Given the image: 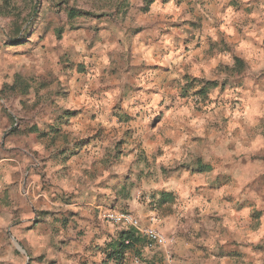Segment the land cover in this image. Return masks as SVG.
Instances as JSON below:
<instances>
[{
    "label": "rangeland",
    "instance_id": "obj_1",
    "mask_svg": "<svg viewBox=\"0 0 264 264\" xmlns=\"http://www.w3.org/2000/svg\"><path fill=\"white\" fill-rule=\"evenodd\" d=\"M170 1L172 0H119L114 15L122 14L123 17H127L134 12L137 25L128 30L132 33L131 37H128L126 33L124 41H116L118 44H124L125 51L117 54L116 63L118 67L108 69L105 61L112 57L114 53L106 51L105 47L115 37H103L101 32L107 31V27L101 28L90 24L88 17L95 14L89 8L82 6L81 0H0V53L8 55L9 50L14 47L15 50L12 55L21 57L24 56L25 49L29 45L35 43L47 49L50 41L52 45L50 52L59 53L55 57L56 62L60 65L59 76L54 77L51 82L41 81L34 91L36 95H39L44 89L51 87L56 79H60L55 91L51 93L53 99L49 101V104L55 105L59 103L62 105V108L57 111L55 109H40L38 104H35L29 109V112H34V114L17 118L15 109L11 104L5 106L0 103V128L7 127V124H11L17 119L20 124L18 128L14 127L9 132H5L3 138L0 139V183H4L9 179V169L15 168L23 159L31 158L22 148H8L7 144L9 143H20L27 138L28 143H25L24 147L33 144L37 147L43 145L51 149L49 155L44 159H40L38 163L34 162L32 168L41 181H44L46 176L54 177L56 175L52 169L59 167L61 173L66 172V161L62 157L59 158L62 155V149H67L66 156L78 154V152L82 153L78 157L81 158L85 151H91L92 148H95L97 152L102 150L107 155L105 163L109 167L120 168L127 164L126 171L112 172L105 179L98 181V188L103 189V192H100V196L104 195L102 197H105L104 193L107 192L111 194L107 198L105 197L109 203L115 202V199H113L114 195L116 198L120 197V201L142 202L152 209H155L153 205H156L155 201L158 200L161 204V207H156L159 213L170 212L169 204H172L174 198L170 194H168V197L163 198L160 196L161 192L159 190L162 189L164 191L165 187L160 186V180L163 179V174L168 171L160 161L161 158H166V150L170 149L171 145L167 140H162L156 149L153 148L156 153V162L162 165L160 167V179H156L155 173L151 170H145L150 169L151 166L143 147L146 141H152L149 142L150 145H155L157 129L166 113L170 110L171 103L175 101V97L171 98L167 106L161 100L160 106L164 108V111H161L158 116L151 119L148 124L142 123L147 114H142L136 109L146 107L157 95L155 88H144L142 85L145 82H157L159 77L167 76L171 73L169 67H164L155 62L157 58L173 57V59L183 64L186 55L200 54L202 40L203 42L211 41V35L207 34L209 32L206 26L207 19L212 20V26L219 29L218 33H216L219 39L217 42H213L210 48L215 47L216 43H218L221 46L220 55L227 56L233 62L231 68L228 67L226 62H220L223 63L229 76L223 80H200L199 77L183 73L182 78L188 83L181 89L179 97L180 99H186L189 98V93H191V99H194L200 105L198 108L195 107V104L193 105L197 112H215V116L220 117L219 124L213 122L211 129L208 130V135L213 137L214 141L217 139L216 146L219 144L218 139L222 138V133L226 129L223 127L226 125L227 134L229 132L238 133L237 141L240 148V140H243V132L246 131L238 129L239 127H233L232 122L227 123L234 118L245 117L247 115L246 110L250 104L254 105L256 113L260 114L258 105L263 103L261 101H264V69L257 70L255 68L257 58L264 57V41L255 40V28H250L248 33H245V28L249 25L260 26L257 25L256 20L252 19V17L256 15L257 11H264V0H248L247 4L241 3V0H208L207 3H199L196 0L201 8H203V5L210 6L206 9L205 14L188 22L189 25L191 24V28L188 31L183 30L185 33L183 39L180 36H173L171 47H160V40L172 35V29L175 28L174 23L182 22L179 18L174 22L176 16L171 15L170 12L164 14L161 11L162 7L170 5ZM173 2L179 4L176 0H173ZM193 9L195 10L194 7ZM229 9H232L231 14ZM162 13L163 19H161ZM241 14L249 17V19L243 22L242 27L237 28L235 25L241 23L238 19ZM37 17L41 21L39 28L33 32L32 37H29L26 43H22L23 41L20 40L23 39L30 29L32 19ZM179 28H183L182 25ZM197 32L201 35L197 36ZM151 33L155 34V38L151 39V45L143 41L144 51H137L136 37L148 36L151 38L149 35ZM257 36L259 37V33H257ZM238 38H240V41L237 42L238 44L242 43L241 39L247 38L252 42L254 40L258 41L255 45H259V47L257 49L253 47L239 49L233 43V40ZM69 41L74 44L80 41H87V43L82 52H73L70 48L64 47ZM181 48L183 49L182 52L180 51ZM28 51L31 53L30 48ZM134 58L141 62L133 63ZM40 59L42 62L51 63L47 57L42 56ZM105 72H107V77H105ZM151 72H155L156 76L146 80ZM49 74L51 75V73ZM25 76L33 82L36 80L34 74H21L17 76V79L23 81ZM121 76L124 81L122 84L118 83ZM113 77L115 79H113L112 83H108L107 80ZM136 81H140V83L136 84ZM197 81L200 83L207 81L216 82L217 86L208 90L205 94H200L197 91L192 92V88ZM159 82L164 83V81ZM175 83V79L167 81L169 86ZM90 84L93 86L89 87ZM116 88L120 89V94L114 99L113 91ZM6 90H9L8 85H4V88L0 89V97L11 98L13 103L18 100L20 105L27 107L26 93H22L19 97H5L4 93ZM11 91L14 92L16 89L12 88ZM217 108L219 109L218 112L215 111ZM188 115L187 109L181 108L177 110L176 118L182 119ZM190 118L193 120L194 127L196 124L199 125V127H195L196 135L191 140L192 143H197L202 141L203 133L208 129L209 121ZM254 119L259 120L260 118L254 117ZM73 121L82 128L93 125L90 135L82 136L74 141L75 144L84 145L85 147L74 149L67 142L65 126ZM261 125L263 127L261 129L259 124V130L263 132L264 122L261 121ZM214 132L219 133V135H214ZM149 133L152 135L149 136ZM230 136H228V139L231 142L228 145L233 143ZM132 144H135V148L130 147ZM183 147L184 144L181 143L180 148ZM260 149L262 150L259 159L253 156L252 160H258L259 164H262L264 163V142L260 144ZM134 153L135 159L128 162V157ZM33 156L38 157L39 152H34ZM60 159L61 164L65 167L58 165ZM100 159H103V157L100 156ZM70 163V160L67 161V166ZM139 164H144L145 169L134 171L135 166ZM186 166L187 164L178 165L181 169H185ZM45 169H48V171H45ZM17 175L18 173H11L13 177ZM164 183L169 186L172 182L164 180ZM108 185L115 187L117 192L113 189H110L109 192V188L105 191L104 189ZM122 186H124L125 190L119 191V187ZM12 187V185H9L0 192V203L7 205L12 202V199L15 198L10 192ZM47 187L48 185L42 183L40 191H46ZM263 187L264 175H260L258 193L260 202L264 201ZM126 188L128 189L127 191ZM137 191H139L138 198L135 197ZM77 195L66 193L63 196L65 199L63 202L66 204L73 203L72 200ZM30 196L31 192L29 191L28 195L24 196L25 203H28ZM43 200L42 196L39 197L37 204H42L41 201ZM126 206L127 204L119 208L102 209L101 212L107 210L128 212ZM42 209L40 208L38 211L41 215H45ZM34 211L36 210L34 209ZM20 213L21 209L17 208L12 214L17 215ZM262 213L254 211L252 216L253 218H260ZM2 214L3 209L0 208V215ZM69 215L74 216L72 214ZM33 219H35V216ZM209 219L218 220L214 216L212 218L210 216ZM23 231H34V226L32 224L26 225ZM160 232L166 239L163 247L147 249L146 240L141 237L143 246L135 250L138 252L129 251L122 264H176L175 256L171 252L175 244V238L164 234L162 231ZM42 233L37 232L36 235ZM262 241H264V238ZM12 244L14 253L20 256H28L31 264H60L61 262H59L58 252L40 251V254L32 255L33 250L27 248L24 241H12ZM37 248H40L38 244ZM260 250L263 254L264 264V244L262 243L260 244ZM68 257L67 260H69ZM90 257H98V259L93 260V264H113L112 262H105L104 255L99 251H91ZM78 264H82L81 261ZM83 264H88V259L85 258Z\"/></svg>",
    "mask_w": 264,
    "mask_h": 264
},
{
    "label": "clouds",
    "instance_id": "obj_2",
    "mask_svg": "<svg viewBox=\"0 0 264 264\" xmlns=\"http://www.w3.org/2000/svg\"><path fill=\"white\" fill-rule=\"evenodd\" d=\"M248 0H241V3L247 4ZM119 3V0H81V4L84 7L89 8L95 15L88 17V20L92 26H99L101 28L107 27V31H102L101 35L103 37L111 38L115 37L114 40H111L109 44L106 45V51H112L114 55L106 59L105 63L108 69L117 68L118 64L116 63L118 56L125 51V46L123 43H117L116 41H124L126 39V33L128 37H131L132 33L128 30L136 27L137 20L135 13H130L127 17H123L122 14L116 13V5ZM188 7H194L195 12L191 15L183 14L179 17L181 20H194L198 16L204 15L206 9L210 6L206 5L205 8H201L196 0H191V4L184 3L180 6V11L183 12L184 9ZM232 9H229L231 14ZM104 14V15H101ZM238 19L241 23H237L235 26L237 28L243 26V22L247 21L249 17L241 14ZM257 22L259 27L249 25L245 28V33H248L250 28H255V32L259 33V39L264 41V11H257L256 15L252 17ZM40 19L33 18L31 21V27L27 31V34L23 37L22 43H26L29 37H32L33 32L37 31L40 26ZM213 21L210 19L206 20V26L209 29L208 35H211V41L203 42L202 48L199 55H186L184 63L181 64L179 61L173 59V57L166 58H157L155 62L161 64L164 67H169L171 73L167 76L159 77V80L154 83L145 82L142 87L144 88H155L157 95L144 108H138L136 111L141 112L142 114L146 113L142 123L148 124L151 119L158 116L161 111H164V108L160 106V101L163 100L165 105H169L171 98L175 97V101L171 103L170 110L166 113L165 117L162 120L159 128L157 129V139L155 140V145H160L162 140H167L171 147L166 150V158H161L160 163L168 169L166 173L163 174V179L160 180V186L167 188L168 185L164 183V180L169 182H175V184L187 185L189 188L192 187L193 176L189 175V172L192 171V168L195 167V161L199 155L202 154L201 149L207 151L210 147L208 144V130L211 129V124L214 122L219 124L220 117L215 116V112L205 111L197 112L193 105L198 108L200 105L194 100L191 99V93H189V98L180 99L179 93L183 86L188 83V81L182 78L183 73H187L190 76L199 77L200 80H223L229 76L228 71L225 70L223 63H227L228 67L231 68L232 61L228 59L227 56H221V46L216 43L215 47L210 48V45L213 42H217L219 36V29L214 28ZM148 36H137L136 37V49L137 51H144L143 41H146L151 45V39L155 38V34H149ZM184 32H172V35L164 37L160 40V47H171V41L173 36H180L181 39L184 38ZM197 36L201 34L196 33ZM87 41H80L79 43H72L69 41L68 44H65V48H70L73 52H82L86 45ZM52 45L49 41L48 48L38 46L37 44H31L28 48L25 49L24 56L16 57L12 55V52L15 50L14 47L9 50L8 55L0 53V89L4 88V85L9 86V90H6L4 93L5 97H19L22 93H26L25 98L27 100V107H24L19 104L18 100L13 103L11 98L5 99L0 97V103L5 106L12 105L15 109L17 118L20 116H25L28 114H34V112H29V109L32 108V105L38 104L40 109L57 111L62 108V105L59 103L55 105H50L49 101L53 99L51 93L55 91L56 85L60 83V79H56L55 83H52V86L44 89L39 95L35 94L34 89L38 86L41 81L51 82L54 77L59 76L60 65L56 62V55L59 53H51ZM31 49L29 53L28 49ZM181 52L183 49L181 48ZM175 55V53H174ZM47 57L51 63L47 61L42 62L41 57ZM141 61L133 59V63H139ZM219 65V66H218ZM51 73V75L49 74ZM21 74H34L36 77L35 82L28 79L27 76L24 77L23 81L18 80L17 76ZM119 75V73H118ZM156 76L155 72L149 73L146 80H150L151 77ZM105 77H107V72H105ZM113 78L107 80L108 83H112ZM170 79H175L176 83L172 86L167 84V81ZM159 81H164L160 83ZM123 77H120L118 83L122 84ZM136 84H139L140 81H136ZM93 85H89L92 87ZM135 86V85H134ZM199 81L196 82L195 86L192 88V92H196L199 88L203 87ZM12 88H15L16 91H11ZM120 94V89L116 88L113 91V98L115 99ZM186 108L189 115L184 118H176V113L178 109ZM216 112L219 111L217 108ZM198 118L199 120H208V129L203 133L204 139L197 143H192V137L196 135L195 127H199L198 124L193 126V120L190 118ZM7 123V122H6ZM19 120L11 124H7V127L0 128V139L3 138L5 132H9L14 127H19ZM93 125L86 126L82 128L74 121L69 125L65 126V135L67 136L68 144L74 148L79 149L85 147L83 145L75 144L74 141L80 139L82 136H87L91 134V128ZM214 135H219V133H213ZM152 134L149 133V136ZM230 133L224 137V143H230L228 139ZM118 138V137H116ZM143 139V138H141ZM152 142V141H149ZM28 143L27 138L22 142L12 144H7L8 148L17 147L22 148L24 152L29 154L28 159H23L22 162L18 163L15 168L9 169V179L0 183V192H2L9 185L13 187L10 189V192L15 197L12 199L10 204L0 203V208L3 209V214L0 215V264H31L28 256H20L14 253V248L12 241H24L26 247L32 249V255H38L39 249L37 248V240H39V247L43 248L45 251H50L47 248L49 241H59L64 240L69 242L68 247L65 249V252H79L82 256L88 257V264H93L94 259L98 257H90L86 252L83 251L84 247L88 245L89 241L93 239L94 235H99L100 231L108 230L109 225L103 220V216L106 213L101 214L100 219V229L97 230L92 227L94 224L93 220V210L83 211L73 205H67L63 203H51L50 197L58 196L63 197L66 193L87 194L88 191L92 192H101L102 189L96 188L95 185L99 180L105 179L112 172H124L126 171L127 164L124 167L120 168H108L105 161L107 160V155L101 150L97 152L95 148H92L91 151H85L81 158H76L69 156L71 163L67 166L65 173L60 172V168L52 169L56 173L54 177L46 176L44 181L39 179V176L36 172L32 170L34 162H39L40 159L46 158L51 149L46 148L41 145L37 147L36 145L29 144L28 147H24V144ZM183 143L184 147L180 148V144ZM130 147L135 148V144L130 145ZM214 151V149H213ZM34 152H39V156H33ZM102 156L103 159L98 157ZM135 159V153L128 157V162ZM207 162V160L205 161ZM149 164L150 169H145L144 164H139L135 166L134 171H139L141 169L151 170L155 173V178L160 179V167L156 162V153L154 150L149 152ZM180 164H189L192 165V168L181 169L178 167ZM60 167H65L61 165ZM87 170V171H85ZM48 171V169H45ZM264 169H260L255 173V176L261 174ZM18 173L17 176H11V173ZM42 174V173H41ZM255 176L251 178H255ZM27 178V179H26ZM247 182V181H245ZM48 185L46 191L41 192V184ZM26 186V187H25ZM143 190V189H141ZM171 190V189H169ZM31 192L28 203L24 202V196L28 195V192ZM203 193L204 190L201 189ZM105 197L110 196V193L105 192ZM44 197L42 204H37V199L39 197ZM139 191L135 193V197L138 198ZM11 198V197H10ZM77 195L75 199H79ZM130 203L129 201L122 200L121 207L124 204ZM20 208L21 213L13 215L12 213L15 209ZM44 208L49 213L48 215H41L39 209ZM34 209L36 211H34ZM79 211V216L84 217L85 219L81 220L78 217L69 215L70 212ZM35 216V219L33 217ZM67 227H65V222ZM32 224L34 226V231L24 232L23 229L26 225ZM217 230L223 227V225H217ZM83 229L84 235L78 236L77 233ZM114 231V230H113ZM37 232H43L42 236H37ZM59 232L58 235L55 233ZM214 238L220 239L221 237L215 236ZM223 238H234L229 237L227 234ZM106 238H100L94 241L96 244L103 245ZM202 242V241H200ZM193 243H199L198 241L193 240ZM255 243V241H253ZM264 244V241H260ZM185 247H191V245H186ZM64 264H76V261H65Z\"/></svg>",
    "mask_w": 264,
    "mask_h": 264
},
{
    "label": "crops",
    "instance_id": "obj_3",
    "mask_svg": "<svg viewBox=\"0 0 264 264\" xmlns=\"http://www.w3.org/2000/svg\"><path fill=\"white\" fill-rule=\"evenodd\" d=\"M176 1L179 4L174 3L172 0L169 6L161 8L164 14L170 12L171 15L176 16L174 22L183 14L191 15L195 12L193 7H188L183 12L180 11L181 4H190L191 0ZM197 1L199 3H207L208 0ZM204 7L205 5H203ZM163 13L162 15L160 14L161 19H163ZM189 21L182 20V22L174 23L175 28L172 31H188L191 28V24H188ZM180 25L183 28L180 29ZM258 39L259 37L256 32L255 40ZM241 40V44L237 43L240 41V38L233 40V43L239 49L248 47L257 49L259 47V45H255L258 41L254 40L252 42L247 38ZM255 68L257 70L264 69V57L257 58ZM201 84L204 86L197 91L201 94L203 89V94H205L208 90L214 89L217 86L216 82L209 81L201 82ZM261 102L263 103L258 105L260 107L258 108L260 114L256 113L254 105L250 104L246 110L247 115L245 117L234 118L229 120L228 123L225 122L227 124L232 122L233 127H239L238 129L246 131L243 132L245 137L243 136V140H240V148L238 146L239 142L237 141L238 133L236 134V132H229L230 135H234L230 136L233 140L234 144L231 143L233 145L224 143V137L228 133L227 126L225 125L223 128L226 129L222 133V138L218 139V146H216L217 139L214 141V138L208 135V144L210 146L208 150L204 151L201 149L202 154L197 157L194 168L189 164L185 167V169L192 168V171L189 172V175L194 177L191 188L187 185H178L172 182L167 188H164V191L162 189L159 190L161 192L160 196L162 194H170L174 198L172 204H169L170 212L160 214L156 209V207H161L158 200L155 201L157 206L153 205L155 209L148 207L146 203L142 202L127 204L128 212L137 216L143 225L155 227L164 234L175 238V244L171 252L175 256L176 264H263V254L260 252V241L264 238V201L260 202L258 193L260 175H264V171L258 176H255V173L260 169H264V163L259 164L258 160H252L253 156L259 159L262 150L260 149V144L264 142V131L261 132L259 130V124L262 129L261 121L264 122V101ZM254 117L260 119H254ZM253 128H255L254 131H252ZM156 147L157 145L152 146L148 141L144 143L143 149L148 158L149 152L153 148L156 149ZM66 151L67 149H62V155L59 158L62 157L66 161L65 166L67 168V161L70 159L69 156H66ZM81 155L82 153L79 152L78 154H71V156L76 158ZM206 160L207 162H205ZM58 165H62L61 159ZM157 165L159 167L162 166L159 162H157ZM107 167L112 168L108 165ZM253 176L255 178H251ZM111 186L108 185L104 190L107 191L106 189L109 188V192L110 189L117 192V189ZM95 187L98 188L97 184ZM122 189L125 190L124 186L119 187V191ZM201 189L204 190L203 193ZM262 190L264 191V187ZM78 196L80 197L78 200L74 199L72 200L73 203L67 205H73L83 211L93 210L94 224L92 227L97 230L100 229V212L102 209L121 207L120 197L116 198L114 195L113 199H115V202L110 203L105 197H102L104 195L100 196V192L88 191L87 194L79 193ZM62 198L52 196L49 199L51 203L66 204L63 202L65 199ZM42 210L45 215L49 214L46 209L43 208ZM254 211L263 212L262 217L253 218L252 214ZM69 214L81 220L85 219L79 216V211H73ZM210 216L211 218L214 216L218 220H210ZM67 223L66 221L65 227H67ZM217 225H223V227L217 230ZM118 229L109 225L108 230L100 231L99 235H94L93 239L89 241L83 251L88 256H90L91 251H99V248L104 247L116 238L119 232ZM55 234L58 235L59 232ZM84 234L83 229L77 233L78 236H83ZM225 234L234 238H223ZM42 235L43 233L37 236ZM215 236L221 238L216 239L214 238ZM100 238H106L103 245L94 243L95 240ZM193 240L199 243L194 244ZM37 244L39 246V240H37ZM68 245L69 242L64 240L54 242L50 240L47 248L50 249L48 252H58L59 262L61 261L60 264H64L65 261H76V264L81 261L83 264L84 259H88V257L82 256L79 252H65ZM186 245H191V247H185ZM38 249L39 252L45 251L43 248ZM67 257L69 260H67Z\"/></svg>",
    "mask_w": 264,
    "mask_h": 264
},
{
    "label": "built area",
    "instance_id": "obj_4",
    "mask_svg": "<svg viewBox=\"0 0 264 264\" xmlns=\"http://www.w3.org/2000/svg\"><path fill=\"white\" fill-rule=\"evenodd\" d=\"M103 220L117 228L131 229L146 240V248L163 247L166 243L165 236L152 226L143 225L140 219L132 213L107 210Z\"/></svg>",
    "mask_w": 264,
    "mask_h": 264
},
{
    "label": "trees",
    "instance_id": "obj_5",
    "mask_svg": "<svg viewBox=\"0 0 264 264\" xmlns=\"http://www.w3.org/2000/svg\"><path fill=\"white\" fill-rule=\"evenodd\" d=\"M162 197H168V194H162ZM141 246H143V239L135 232H133L131 229L119 228L116 238L111 240L104 247L99 248V252L104 255L105 262L122 264L129 251L138 252L135 250Z\"/></svg>",
    "mask_w": 264,
    "mask_h": 264
}]
</instances>
